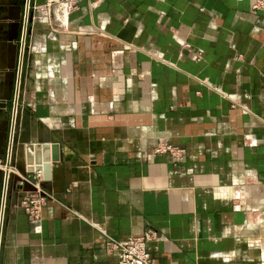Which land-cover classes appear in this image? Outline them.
I'll return each instance as SVG.
<instances>
[{
	"label": "crops",
	"instance_id": "crops-1",
	"mask_svg": "<svg viewBox=\"0 0 264 264\" xmlns=\"http://www.w3.org/2000/svg\"><path fill=\"white\" fill-rule=\"evenodd\" d=\"M253 1L0 0V264H117L105 236L147 229L156 264H264ZM47 142L60 159L32 225L8 162Z\"/></svg>",
	"mask_w": 264,
	"mask_h": 264
},
{
	"label": "built area",
	"instance_id": "built-area-1",
	"mask_svg": "<svg viewBox=\"0 0 264 264\" xmlns=\"http://www.w3.org/2000/svg\"><path fill=\"white\" fill-rule=\"evenodd\" d=\"M69 2L70 0H58ZM252 10L260 11L264 14V0H254ZM155 154H168L173 159H179L183 156L184 150L176 146L159 143L154 149ZM8 155V159H9ZM26 181L34 188L29 193L24 194L19 199V207L27 216L30 224L35 225L40 221V212L45 205L47 199H51V195L44 192L41 188L42 174L34 172L26 178ZM106 237L105 250L107 254L112 256L117 264H156L154 263L149 252V244L158 240L157 233L152 229H147L139 237L129 238L127 240H115Z\"/></svg>",
	"mask_w": 264,
	"mask_h": 264
},
{
	"label": "water",
	"instance_id": "water-1",
	"mask_svg": "<svg viewBox=\"0 0 264 264\" xmlns=\"http://www.w3.org/2000/svg\"><path fill=\"white\" fill-rule=\"evenodd\" d=\"M16 106V105H15ZM15 112V111H14ZM13 130V128H12ZM12 134L9 144L8 155L12 159L15 156L12 153ZM60 159V152H59V145L57 143H34V144H27L23 148H19L15 161L11 163L8 162V166L14 167L22 176L23 182L27 184L29 187L34 190V188L27 183L26 178L31 176L34 172H41L42 174V186L43 182L51 181L52 177V169L51 166L54 163L59 162ZM8 179V173L5 174V184H4V193L1 202V209H0V226L2 220V213L4 208L5 202V190L6 184Z\"/></svg>",
	"mask_w": 264,
	"mask_h": 264
}]
</instances>
